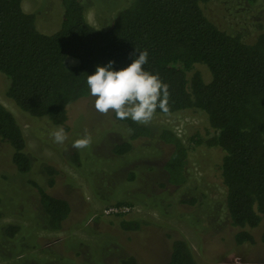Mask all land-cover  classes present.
<instances>
[{
    "label": "trees",
    "instance_id": "1",
    "mask_svg": "<svg viewBox=\"0 0 264 264\" xmlns=\"http://www.w3.org/2000/svg\"><path fill=\"white\" fill-rule=\"evenodd\" d=\"M22 1L0 0V72L9 79L4 96L29 115L66 128L67 106L89 95L87 77L98 65L113 61V70H119L146 49L144 70L158 73L169 86L167 113L201 110L209 126L206 134L195 132L187 141L169 128L159 131V139L170 148L163 164L167 181L176 185L186 181L185 167L195 145L220 148L218 171L226 213L236 228L234 240L252 244V229L264 216V22H256L251 36L243 39L206 14L210 0H130L105 28H99L87 20L81 0H61L60 25L46 33L37 28L35 12L25 11ZM244 1L251 5L258 0ZM196 65L207 69L208 79ZM156 112L165 113L159 108ZM119 121L132 131L113 147L117 154L129 152L133 140L150 134L148 126L130 118ZM0 140L11 147L16 170L27 172L25 137L14 114L1 102ZM71 158L77 163V152ZM44 170L50 187L58 170L51 164ZM30 183L37 190L47 226L59 229L70 211L69 202L35 181ZM119 226L136 229L139 222L121 218ZM18 229L11 224L4 233L12 237ZM261 240L264 243V235ZM117 263L144 264L133 255ZM164 264H198L182 235L171 239Z\"/></svg>",
    "mask_w": 264,
    "mask_h": 264
},
{
    "label": "rangeland",
    "instance_id": "2",
    "mask_svg": "<svg viewBox=\"0 0 264 264\" xmlns=\"http://www.w3.org/2000/svg\"><path fill=\"white\" fill-rule=\"evenodd\" d=\"M81 1L87 20L105 28L130 0ZM22 7L35 12L40 31L50 33L59 27L61 0H23ZM205 11L221 28L243 39L251 36L256 22H264V0L251 5L244 0H210ZM195 68L209 78L203 65ZM8 84L0 72V102L21 127L30 168L17 171L10 159L11 147L0 140V264H118L126 255L144 264H164L176 234L187 240L198 264H264V216L252 229V244L235 243L236 228L226 213L225 187L218 171L220 148L195 145L185 167L186 181L176 185L166 179L163 164L170 148L159 139V131L169 128L184 141L195 132L204 135L209 126L201 110L156 112L146 125L150 134L133 140L129 152L117 154L113 147L126 141L129 131L113 111L99 113L91 93L67 106L64 128L18 108L4 96ZM59 127L67 134L63 144L52 135ZM85 130L91 145L73 148ZM73 152H77V163L71 158ZM47 164L58 170L50 187L44 170ZM30 181L69 202L70 211L59 229L47 226ZM116 201H129L130 205L124 204L129 211L105 213ZM121 218L139 222L138 228L122 229ZM11 224L19 229L8 237L4 229Z\"/></svg>",
    "mask_w": 264,
    "mask_h": 264
},
{
    "label": "clouds",
    "instance_id": "3",
    "mask_svg": "<svg viewBox=\"0 0 264 264\" xmlns=\"http://www.w3.org/2000/svg\"><path fill=\"white\" fill-rule=\"evenodd\" d=\"M148 62V51H139V55L125 68L113 70V61L96 67L88 75L87 85L95 97V109L101 114L113 111L118 120L131 119L135 123L147 125L153 119L156 109L169 112V86L159 74L144 70ZM131 132L132 130L129 129ZM56 143L63 144L67 134L63 127L53 133ZM92 143L91 135L85 134L76 139L72 147L86 149Z\"/></svg>",
    "mask_w": 264,
    "mask_h": 264
},
{
    "label": "built area",
    "instance_id": "4",
    "mask_svg": "<svg viewBox=\"0 0 264 264\" xmlns=\"http://www.w3.org/2000/svg\"><path fill=\"white\" fill-rule=\"evenodd\" d=\"M130 209V207L128 205H110L107 208L104 209L105 213H109V214H122V213H126L128 212Z\"/></svg>",
    "mask_w": 264,
    "mask_h": 264
}]
</instances>
